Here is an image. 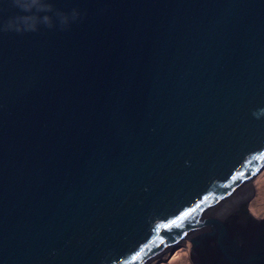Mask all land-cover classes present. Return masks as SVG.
Returning a JSON list of instances; mask_svg holds the SVG:
<instances>
[{
  "label": "water",
  "instance_id": "1",
  "mask_svg": "<svg viewBox=\"0 0 264 264\" xmlns=\"http://www.w3.org/2000/svg\"><path fill=\"white\" fill-rule=\"evenodd\" d=\"M263 167L264 0H0V264H264Z\"/></svg>",
  "mask_w": 264,
  "mask_h": 264
},
{
  "label": "rangeland",
  "instance_id": "2",
  "mask_svg": "<svg viewBox=\"0 0 264 264\" xmlns=\"http://www.w3.org/2000/svg\"><path fill=\"white\" fill-rule=\"evenodd\" d=\"M253 194L249 198L248 208L251 214L260 218L264 215V167L250 181ZM183 237V236H181ZM178 237V238H181ZM169 246V247H168ZM165 251L160 248L141 264H192L188 255L191 250L189 238L185 237L175 245H166ZM164 247V248H165ZM162 253V254H161Z\"/></svg>",
  "mask_w": 264,
  "mask_h": 264
},
{
  "label": "bare ground",
  "instance_id": "3",
  "mask_svg": "<svg viewBox=\"0 0 264 264\" xmlns=\"http://www.w3.org/2000/svg\"><path fill=\"white\" fill-rule=\"evenodd\" d=\"M249 187H250V186H249ZM239 198H240V194H239V192H236V193L234 194V196H233V198L231 199L230 202H231V203H236L237 200H238ZM222 202H223V201H222ZM222 202H219L218 205L216 206V207H220V210H223V207H222V206L225 205V204H227V203H225V204L222 205ZM185 237H186V236H185ZM185 237H181V238H177V237H176V238L172 239L168 244H169L170 246H171V245H175V244L179 243L180 241H182L183 238H185ZM190 242H191V241H189V244L192 246V244H191ZM168 244H167V245H168ZM165 246H166V245H165ZM165 246H164V247H165ZM164 247H163L162 251H165V249L168 248L169 246H168V247H165V248H164ZM161 254H162V253H161Z\"/></svg>",
  "mask_w": 264,
  "mask_h": 264
}]
</instances>
